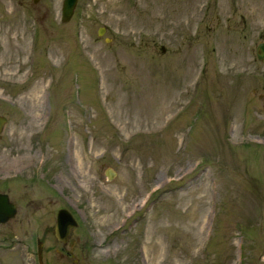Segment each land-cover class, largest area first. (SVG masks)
I'll return each instance as SVG.
<instances>
[{
    "label": "rangeland",
    "instance_id": "374dc122",
    "mask_svg": "<svg viewBox=\"0 0 264 264\" xmlns=\"http://www.w3.org/2000/svg\"><path fill=\"white\" fill-rule=\"evenodd\" d=\"M62 3L0 0V264L60 209L78 264H264V0Z\"/></svg>",
    "mask_w": 264,
    "mask_h": 264
},
{
    "label": "water",
    "instance_id": "95a60500",
    "mask_svg": "<svg viewBox=\"0 0 264 264\" xmlns=\"http://www.w3.org/2000/svg\"><path fill=\"white\" fill-rule=\"evenodd\" d=\"M76 3L77 0H63L61 8V20L63 22L69 20ZM100 34H102V31H99V35ZM257 55L259 59L264 60V44L257 47ZM5 122L6 117L0 114V132L3 129ZM108 177L112 178V174H108ZM16 212V204L9 199L7 193L0 192V224H4L11 218H14ZM75 226H77V222L72 214L66 209H60L57 212L53 234L58 240L65 242L69 237L71 229Z\"/></svg>",
    "mask_w": 264,
    "mask_h": 264
},
{
    "label": "flooded vegetation",
    "instance_id": "af4514ba",
    "mask_svg": "<svg viewBox=\"0 0 264 264\" xmlns=\"http://www.w3.org/2000/svg\"><path fill=\"white\" fill-rule=\"evenodd\" d=\"M261 34L263 35V33H261ZM262 44H264V39L255 46L256 59H258V60H261V59L258 58L257 47L259 45H262ZM261 61H263V60H261ZM56 240L59 243H61V245H62L60 248L62 251L61 252L62 254H59L57 257L58 263H60V264H71V263L78 264V262H79L78 259H81V257L86 258V255L85 256H78V255H75L73 253L74 250L76 249V247L78 246V238H73L72 231H70L69 237L65 242H62V241L58 240L57 238H56ZM40 248L41 247L39 246V249ZM30 257H31L30 259H32V260H29L28 264H50V260L53 258V256L41 254V251H40V253H37L36 255H31Z\"/></svg>",
    "mask_w": 264,
    "mask_h": 264
}]
</instances>
